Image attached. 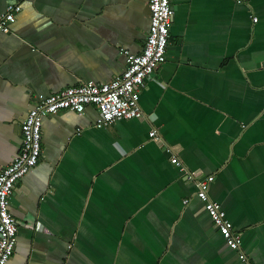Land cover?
I'll return each instance as SVG.
<instances>
[{"label": "crops", "instance_id": "1", "mask_svg": "<svg viewBox=\"0 0 264 264\" xmlns=\"http://www.w3.org/2000/svg\"><path fill=\"white\" fill-rule=\"evenodd\" d=\"M148 1L0 0V15L21 8L0 34V172L37 103L107 83L122 51L142 52ZM171 4L165 62L137 92L141 119L99 128L95 106L43 119L38 165L9 202L7 264H243L240 253L264 264V0ZM206 177L240 251L196 197Z\"/></svg>", "mask_w": 264, "mask_h": 264}, {"label": "built area", "instance_id": "2", "mask_svg": "<svg viewBox=\"0 0 264 264\" xmlns=\"http://www.w3.org/2000/svg\"><path fill=\"white\" fill-rule=\"evenodd\" d=\"M236 4H245L248 0H232ZM150 26L144 48L140 54L134 55L122 51L125 69L113 80L94 84L92 82L77 87L66 88L50 95L37 103L21 122L22 144L15 161L0 172V264H7L13 256L17 225L9 213V202L16 183L25 177L39 162L41 154V129L45 117L61 111H70L82 115L87 107L95 106L99 114L97 127H106L118 120L141 119L143 113L138 103V89L146 80L152 78L155 70L165 62L166 48L170 37V28L174 16L171 0H149ZM21 8L10 5L0 15V34L10 33V25ZM150 137L157 139L156 132ZM171 164L185 171L176 157ZM192 177H189L191 179ZM213 177H206L196 182V197L204 204L208 215L226 246L234 251L241 250V238L233 230L232 223L220 208L208 196ZM187 203V200L183 202ZM239 259L249 264L243 253Z\"/></svg>", "mask_w": 264, "mask_h": 264}]
</instances>
